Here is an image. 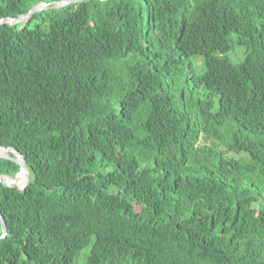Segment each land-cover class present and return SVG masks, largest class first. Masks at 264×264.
I'll return each instance as SVG.
<instances>
[{"label":"trees","instance_id":"obj_1","mask_svg":"<svg viewBox=\"0 0 264 264\" xmlns=\"http://www.w3.org/2000/svg\"><path fill=\"white\" fill-rule=\"evenodd\" d=\"M59 1L0 0V20ZM0 147L30 176L0 185V264H264V0L0 24Z\"/></svg>","mask_w":264,"mask_h":264},{"label":"water","instance_id":"obj_2","mask_svg":"<svg viewBox=\"0 0 264 264\" xmlns=\"http://www.w3.org/2000/svg\"><path fill=\"white\" fill-rule=\"evenodd\" d=\"M77 1L79 0H62L59 2L41 3V4L34 6L24 15H20L16 18L1 19L0 24L14 25L16 23H20V22L27 20L30 15L36 12H41L42 10H46L52 6L56 8L57 7L60 8L69 3L77 2ZM0 151H1L0 159L10 160L19 166L18 172H16L13 176L0 175V185L6 188L17 189L18 191L23 192L26 189L28 183L30 182L29 170L26 165L25 159L14 148L0 147ZM0 229H1L0 238H4L6 236V225H5L3 217L1 216V213H0Z\"/></svg>","mask_w":264,"mask_h":264},{"label":"bare ground","instance_id":"obj_3","mask_svg":"<svg viewBox=\"0 0 264 264\" xmlns=\"http://www.w3.org/2000/svg\"><path fill=\"white\" fill-rule=\"evenodd\" d=\"M0 153H1V151H0Z\"/></svg>","mask_w":264,"mask_h":264}]
</instances>
